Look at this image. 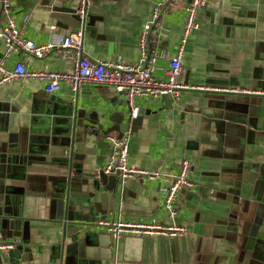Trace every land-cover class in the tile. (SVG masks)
Returning <instances> with one entry per match:
<instances>
[{
    "label": "crops",
    "instance_id": "obj_1",
    "mask_svg": "<svg viewBox=\"0 0 264 264\" xmlns=\"http://www.w3.org/2000/svg\"><path fill=\"white\" fill-rule=\"evenodd\" d=\"M160 1L91 0L84 54L137 63L140 33ZM186 2L170 0L161 17L166 36L153 42L169 57L182 44ZM78 4L13 0V14L23 36L43 44L74 31V18L83 29ZM198 20L182 51L181 80L202 88L182 90L179 98L138 97L137 117L109 85L74 91L64 82L49 93L37 79L0 84V240L19 239L0 253V264H264V0H210ZM19 61L28 69H74L56 52L36 58L17 51L6 66ZM168 69L169 60L159 58L154 74L165 78ZM110 134L129 136L130 167L177 173L183 158L192 161L195 184L180 194L174 220L163 179L132 178L116 191L97 181ZM118 214L176 222L187 232L125 234L115 249L106 230L59 218L95 223Z\"/></svg>",
    "mask_w": 264,
    "mask_h": 264
},
{
    "label": "built area",
    "instance_id": "obj_2",
    "mask_svg": "<svg viewBox=\"0 0 264 264\" xmlns=\"http://www.w3.org/2000/svg\"><path fill=\"white\" fill-rule=\"evenodd\" d=\"M90 1L79 0L77 12L81 17L87 15ZM169 2L170 0H161L154 5L151 15L140 33V59L137 63H130L124 60L92 59L85 55L83 27L77 31L55 33L46 43L38 44L23 36V29L13 14V0H0V39L5 41V51L0 55V84L17 78L37 79L46 83L45 89L49 93L59 90L64 82L68 83L74 91H78L86 83L109 85L116 93L125 96L132 117H137L139 114L140 107L136 103L138 97L157 100L165 94H172L175 98H179L182 90L202 88L182 82V51L189 35L200 27L198 20L200 9L206 6L210 0H187L182 44L177 54L171 57L166 55V51L153 46V42L161 36H166V29L162 24L161 17ZM29 18V15H25L23 23H27ZM17 51H23L28 57L36 58H43L49 53L56 52L73 60L74 69L72 71L28 69L22 61L17 62L15 67L8 68L6 66L7 58ZM159 58L169 60L168 76L161 79L154 74ZM108 138L111 142V152L105 165L97 171L96 177L100 178L103 174L118 175L122 187L126 181L136 177L163 179L165 184L161 186V191L164 194V203L168 217L174 220L179 213L177 203L180 194L185 189H191L195 184L192 177V161L187 157L183 158L177 173L130 167L128 165L129 136L110 134ZM120 203L123 202L120 201ZM94 224L110 234L115 249L120 237L125 234L141 237L164 234L176 237L187 232L186 226L176 222L164 224L156 218L151 221L126 220L120 214L112 218L104 217L95 221ZM18 243L19 239L0 240V253L15 249Z\"/></svg>",
    "mask_w": 264,
    "mask_h": 264
},
{
    "label": "water",
    "instance_id": "obj_3",
    "mask_svg": "<svg viewBox=\"0 0 264 264\" xmlns=\"http://www.w3.org/2000/svg\"><path fill=\"white\" fill-rule=\"evenodd\" d=\"M77 15H78L79 23L82 25V27L83 26L85 27L86 24H87V15L84 16V17H81L80 14H77ZM73 25H74V27H73L72 30L77 31L78 30V28H76L77 19H75V18L73 19ZM186 82L188 83V81H186ZM125 124L126 123H124V125L122 126V129L127 127V125H125ZM66 154H67L68 157H70V159H72L73 158V149L67 151ZM95 178L97 179V181L99 183H106V184L108 183L107 188H109V190L116 191V189L120 186V181H119L118 175H114V174H112V175H104L103 174V175H101L100 178H97L96 174H95ZM63 201L64 200H61V202H63ZM60 210H61V208H60ZM59 218L63 219L65 224H67L68 222H72V223H75V224H80L81 225L80 227L83 226L85 229H89V228L95 226L93 221L92 222H88V221L86 222L85 220H82V219H76V216L75 217L74 216H70V217H66V219H64L65 218L64 215H59ZM79 221H81V222H79Z\"/></svg>",
    "mask_w": 264,
    "mask_h": 264
}]
</instances>
